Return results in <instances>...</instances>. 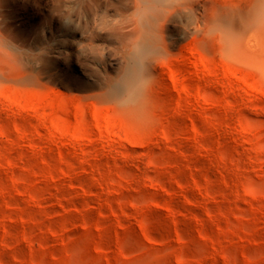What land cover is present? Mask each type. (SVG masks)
Listing matches in <instances>:
<instances>
[{"label": "rangeland", "instance_id": "obj_1", "mask_svg": "<svg viewBox=\"0 0 264 264\" xmlns=\"http://www.w3.org/2000/svg\"><path fill=\"white\" fill-rule=\"evenodd\" d=\"M142 4L0 0V264H264V22L239 65L187 32L143 115Z\"/></svg>", "mask_w": 264, "mask_h": 264}, {"label": "bare ground", "instance_id": "obj_2", "mask_svg": "<svg viewBox=\"0 0 264 264\" xmlns=\"http://www.w3.org/2000/svg\"><path fill=\"white\" fill-rule=\"evenodd\" d=\"M142 2L143 4L136 8L137 19L132 27L133 30L137 29L138 31L140 26L146 32L140 44L134 45L137 49L134 50L132 60L136 62V65L129 68L125 76V84L119 90H124L127 93V99L133 102L134 110L143 115L155 107L154 90L159 75L156 63L172 54L174 47L181 43L182 39H185L187 32L195 36L194 39L198 41L204 53L214 51L221 60H230L235 65H239L241 62L240 53L243 49L241 44L244 42H242L243 36L249 34L246 36L250 38L251 33L255 32L258 25L264 22V0H142ZM119 22L121 23H116L115 28L122 33L126 29V24L128 25L131 21L124 17ZM129 26L131 25L129 24ZM122 35L127 37L130 34L122 33ZM191 41L187 43H191ZM255 43L257 42L255 41ZM244 44L242 45L244 46ZM247 44L246 47L249 48ZM187 47H189L188 44ZM186 48L185 51L188 50ZM192 49L195 53L194 48L189 49V51L191 50L190 53ZM183 54L185 57V53ZM217 55L215 61L221 63V60L217 61L219 59H216ZM193 57L195 58V55ZM200 59V63L204 64L205 67L207 66V70H205L208 71L207 56L204 54L202 58L200 55ZM183 60L179 61L185 65L188 64V61L186 63ZM190 60L192 59L190 58ZM193 60L196 61L197 58ZM223 60L222 63L225 64ZM194 61L192 62L194 63ZM217 63H215L216 65L213 64V67L216 68L215 66H217L218 69L219 64L217 65ZM196 65H194L196 72L193 71L198 74L199 62L197 69L195 68ZM181 66V70L184 72L185 67ZM213 69L212 72L207 73H217L218 70ZM181 70L179 69L180 72L178 69L173 71V78H177L181 74ZM202 71L204 72V70ZM207 73L204 72V75ZM204 78L206 77L204 76ZM161 83L163 84H161L162 90L164 88L166 91L167 85Z\"/></svg>", "mask_w": 264, "mask_h": 264}]
</instances>
